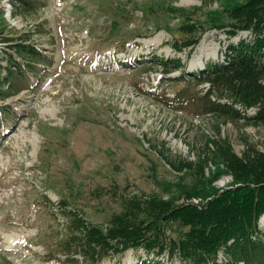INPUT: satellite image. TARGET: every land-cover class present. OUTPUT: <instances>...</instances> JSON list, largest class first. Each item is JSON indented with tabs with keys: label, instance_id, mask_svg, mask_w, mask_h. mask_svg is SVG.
Instances as JSON below:
<instances>
[{
	"label": "rangeland",
	"instance_id": "rangeland-1",
	"mask_svg": "<svg viewBox=\"0 0 264 264\" xmlns=\"http://www.w3.org/2000/svg\"><path fill=\"white\" fill-rule=\"evenodd\" d=\"M30 1L36 9L17 11L7 7L18 0H0L3 73L12 54L26 76L9 88L0 81V92L14 93L0 95V264H57L44 256L66 236L61 199L104 224L134 198L200 206L243 181L239 166L247 161L243 170L256 179L262 163L251 161H264V122L191 118L148 94L166 87L173 96L176 88L164 80L178 73L150 67L155 56L181 57L190 70L222 61L228 43L247 32L231 37L217 26L247 0ZM187 21L206 30L192 36L201 35L195 46L176 51ZM21 41L46 60L30 67L16 52ZM187 229L170 223L166 236ZM146 259L185 264L143 248L101 264Z\"/></svg>",
	"mask_w": 264,
	"mask_h": 264
},
{
	"label": "trees",
	"instance_id": "trees-1",
	"mask_svg": "<svg viewBox=\"0 0 264 264\" xmlns=\"http://www.w3.org/2000/svg\"><path fill=\"white\" fill-rule=\"evenodd\" d=\"M16 3L17 11L37 8L30 0ZM228 11L230 21L217 27L227 28L231 37L240 32L247 35L228 43L223 60H209L205 66L190 70L181 57L155 56L147 61L150 67L160 65L164 76L178 73L164 80L169 87L176 85V88L173 96L167 95L166 87L148 94L157 103L191 118H204L208 114L212 118L226 117L246 123L264 122V0H247ZM180 30L187 37L183 41L174 40L172 47L176 51L195 46L201 35L192 36L206 28L187 21ZM2 39L11 41L7 37ZM14 44L16 52L30 67L35 68L47 58L25 41ZM0 58H4L1 53ZM7 60V74L0 64V81L9 88L24 81L26 76L12 54ZM204 84H208L205 89ZM13 94L0 92L2 99ZM249 109L255 112L249 114ZM247 162L239 166L245 175L243 181L200 206L190 202L176 205L157 197L146 202L134 198L124 211L101 224L88 221L84 210L69 208V201L61 199L57 208L65 218L66 236L55 250L45 253V260L57 264H101L131 249L143 248L157 255L167 250L170 258L178 257L185 264H264V226L260 222L264 215V161H251V166L262 163L253 169L256 172L253 180H248L243 170ZM174 222L188 229L179 237H167L165 230ZM138 264L159 262L146 259Z\"/></svg>",
	"mask_w": 264,
	"mask_h": 264
}]
</instances>
